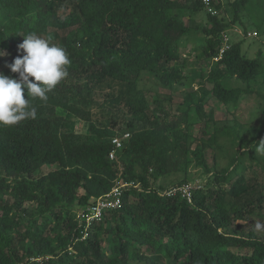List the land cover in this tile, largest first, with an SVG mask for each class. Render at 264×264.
<instances>
[{
  "label": "trees",
  "instance_id": "1",
  "mask_svg": "<svg viewBox=\"0 0 264 264\" xmlns=\"http://www.w3.org/2000/svg\"><path fill=\"white\" fill-rule=\"evenodd\" d=\"M244 4L224 3L198 28L199 0H0V51L9 55L0 58V72L18 78L8 65L23 55L18 46L29 33L64 47L71 59L46 103L29 97L35 119L0 127V264H264L255 231L229 229L263 206L264 194L241 182L227 200L225 189L246 160L264 164V106L257 119L235 115L245 96L264 102V78L255 81L263 76L264 56L247 58L239 43L219 56L220 35L240 20ZM192 34L203 43L183 53ZM144 78L158 88L150 101L140 88ZM226 79L255 87L227 88ZM179 90L183 97L173 110ZM206 98L232 117L228 123L210 118ZM57 108L91 124L97 139L70 131ZM121 124L130 136L110 160V138L119 134L106 130ZM200 124L196 140L191 129ZM216 150L228 155L226 167L217 169L216 155L208 166L207 153ZM190 163L206 176L191 203L160 196L171 186L159 180L179 174L174 185L188 182ZM117 179L138 187L85 230L77 209Z\"/></svg>",
  "mask_w": 264,
  "mask_h": 264
},
{
  "label": "rangeland",
  "instance_id": "2",
  "mask_svg": "<svg viewBox=\"0 0 264 264\" xmlns=\"http://www.w3.org/2000/svg\"><path fill=\"white\" fill-rule=\"evenodd\" d=\"M228 1L233 0H224V3ZM227 9V16L230 18V13H232V8ZM193 21L195 23V27L202 28L204 26H207L206 23V12L203 9L201 12L197 13L195 16H193ZM239 21L235 22L232 28H236L240 31H242V34L239 35L233 31L231 28L227 31L226 35L230 39L231 43H239L240 49L242 51V54H244L247 58H255L258 56L259 52L262 53L264 56V0H246V4L241 8V11L239 13ZM246 33L255 34V36H246ZM189 42L187 46L185 47V52L187 53L190 51L193 44L195 45H201L203 43V38L200 36H197L195 34H192L189 37ZM2 51V50H1ZM6 52V51H4ZM7 53V52H6ZM193 55V54H192ZM6 58L9 57L8 53L5 56ZM185 57V56H184ZM189 61H193L192 57L188 58ZM264 61V57H263ZM195 68H198L197 65H195ZM261 78H264L263 76H258L255 81L261 80ZM227 79L223 80L224 87H227V84L232 87H240V88H247V86H251L253 82L249 83L247 85L246 83L240 82L238 80L231 79L227 83ZM255 86H251V88H254ZM140 88L145 89V91H149L147 93V100H151V96L154 94V91L158 88L155 87L147 78H144L142 82L140 83ZM196 88V86L194 87ZM229 88V87H227ZM264 89V88H263ZM161 91V90H160ZM163 94H169L168 91H161ZM173 99L171 102V107L174 110L177 105L181 102V99L183 97L182 91H176L173 93ZM207 99V98H206ZM206 101V100H205ZM167 105V104H166ZM264 106V102H261L259 98L255 95H249L245 96L243 100L241 101L240 107L238 108L235 115L238 117L240 121H248L249 118L257 119L259 118V111L262 112L263 109L260 110V108ZM166 108H170V106H167ZM56 114L61 116L64 121L69 125L70 131H75L80 134H84L88 137L89 140L97 139L95 134L90 130L89 123H85L84 121H79L73 118L71 115L63 112L61 109L57 108ZM205 110L209 114L210 118L215 120L218 124H225L230 121L232 118L229 114H227L224 111V108L214 102L212 99H207ZM96 111V110H94ZM172 111V110H171ZM98 123L96 122V126ZM203 129V125L200 124V126H194L193 129H191V136L195 137L196 140L200 139L201 132ZM109 133L113 134H124L128 133L125 125H119L114 130H106ZM223 153V152H222ZM216 155V167L217 169L226 167L228 164V155L227 154H221L218 150L214 151V153H207V163L209 167H212L214 165V161L212 159V156ZM248 164H246L247 168L241 172L239 175L233 176V181L230 183H227L225 185V189L227 191V200H230V197L233 196V193L231 191L233 188H237L238 185L242 182L245 184V186L249 187L252 185H257L261 191V193L264 194V164L263 161H261V164H256L254 161L251 163L250 161L246 160ZM251 163V164H249ZM251 165V166H250ZM47 168H43L42 172L46 171ZM182 175L176 174L171 175L165 181L163 179L159 180L158 184L163 185L165 188L172 186L177 183V180L182 179ZM237 178V181L235 182ZM188 180V182L197 181L202 184L206 182V176L203 173L202 169L196 166L193 163H190L185 175V179ZM231 193V194H229ZM134 202V201H132ZM240 227L241 232H246L249 229H253L255 231V234L258 239L264 242V205L257 208L255 207L253 214H243V218L239 220H233L231 222L229 229H234L235 227ZM244 253V251H240ZM248 253V251H247Z\"/></svg>",
  "mask_w": 264,
  "mask_h": 264
},
{
  "label": "clouds",
  "instance_id": "3",
  "mask_svg": "<svg viewBox=\"0 0 264 264\" xmlns=\"http://www.w3.org/2000/svg\"><path fill=\"white\" fill-rule=\"evenodd\" d=\"M17 56L10 65L14 79L0 72V127H13L28 119H35L37 109L29 97L47 102L51 93L67 76L71 59L67 50L35 33L23 36ZM7 53L0 51V58ZM264 151V139L260 141Z\"/></svg>",
  "mask_w": 264,
  "mask_h": 264
},
{
  "label": "built area",
  "instance_id": "4",
  "mask_svg": "<svg viewBox=\"0 0 264 264\" xmlns=\"http://www.w3.org/2000/svg\"><path fill=\"white\" fill-rule=\"evenodd\" d=\"M203 9L210 16L219 15L222 11L224 0H199ZM220 6V9L217 7ZM233 31L239 35L242 34V31L232 28ZM226 32L221 33L220 35V48L219 56L223 55L226 51L229 50L231 46L230 39L226 35ZM246 36H255V34L246 33ZM129 133L113 135L110 138V143L112 145V150L109 153V159L113 160L115 158V153L117 150L121 149L125 140L129 138ZM138 185L135 182L128 181L124 182L120 179H117L110 191L106 194L96 198L91 202L87 207L82 209H77L76 219L79 225H83L85 230L91 227L95 223H99L103 220V216L110 211H115L121 208L122 198L127 189L137 188ZM202 187V183L193 181L186 182L181 185H174L166 190L160 192V196L167 198L179 197L182 200H185L187 203H191L192 194L196 189ZM84 238V237H83Z\"/></svg>",
  "mask_w": 264,
  "mask_h": 264
}]
</instances>
